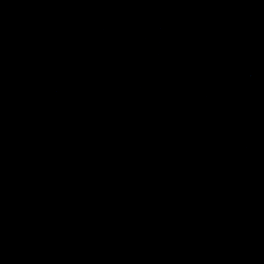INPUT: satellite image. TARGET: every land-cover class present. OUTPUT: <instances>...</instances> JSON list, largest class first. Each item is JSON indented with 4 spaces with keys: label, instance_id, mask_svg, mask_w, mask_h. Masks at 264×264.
<instances>
[{
    "label": "water",
    "instance_id": "water-1",
    "mask_svg": "<svg viewBox=\"0 0 264 264\" xmlns=\"http://www.w3.org/2000/svg\"><path fill=\"white\" fill-rule=\"evenodd\" d=\"M0 264H264V0H0Z\"/></svg>",
    "mask_w": 264,
    "mask_h": 264
}]
</instances>
